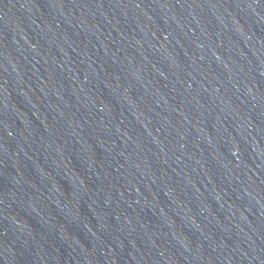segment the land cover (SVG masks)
<instances>
[{"label":"water","instance_id":"water-1","mask_svg":"<svg viewBox=\"0 0 264 264\" xmlns=\"http://www.w3.org/2000/svg\"><path fill=\"white\" fill-rule=\"evenodd\" d=\"M264 130V0H0V264H212Z\"/></svg>","mask_w":264,"mask_h":264}]
</instances>
